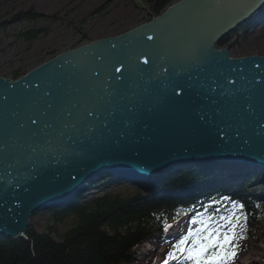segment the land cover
<instances>
[{"label": "water", "instance_id": "obj_1", "mask_svg": "<svg viewBox=\"0 0 264 264\" xmlns=\"http://www.w3.org/2000/svg\"><path fill=\"white\" fill-rule=\"evenodd\" d=\"M263 3L180 0L16 80L0 74V235L23 236L35 210L104 171L145 180L208 159L264 167V56L216 48Z\"/></svg>", "mask_w": 264, "mask_h": 264}, {"label": "trees", "instance_id": "obj_2", "mask_svg": "<svg viewBox=\"0 0 264 264\" xmlns=\"http://www.w3.org/2000/svg\"><path fill=\"white\" fill-rule=\"evenodd\" d=\"M174 1L145 0L148 6L146 15L150 17L148 22L161 15ZM43 17L31 11L13 16L11 22L30 24L25 28L27 30L18 34V38L30 42L40 34L48 33L49 27H41L39 24L32 26L30 23ZM6 23H0V30L4 29ZM262 28L264 30V25ZM234 33L239 36L238 31L231 32ZM231 34L219 42V47L228 44ZM81 39L84 41L87 37L83 35ZM11 74L15 80L25 73L17 69ZM191 168L185 178L180 173L172 181L165 179L155 182L157 186L148 196L139 190L132 196L108 190L68 211H49L51 223L67 225L63 232L58 234L51 227L47 232L30 228L26 238L0 237V264H133L136 249L160 231L170 213L203 208L204 202L211 196L227 195L231 200H236L243 206L250 227L254 229L261 226V211L248 199L249 193L246 190L251 179L264 181V173L248 178L240 185L241 193L232 194L231 189L238 182H220V177L227 176L225 173L221 176L216 174L214 165L200 164ZM185 185L186 188L183 187ZM228 185L231 189H227ZM250 264H264V259Z\"/></svg>", "mask_w": 264, "mask_h": 264}, {"label": "rangeland", "instance_id": "obj_3", "mask_svg": "<svg viewBox=\"0 0 264 264\" xmlns=\"http://www.w3.org/2000/svg\"><path fill=\"white\" fill-rule=\"evenodd\" d=\"M179 1L175 0L174 3ZM25 11L44 16V19L39 18L30 23L32 26H37V24L41 27L47 26L50 31L40 34L30 42L19 39L18 34L27 30L25 28H28L30 24L11 21L13 16ZM147 11L148 6L145 0H0V23L7 22L4 26L2 25L4 29L0 30V74L7 79L14 80L11 74L14 70L18 69L27 73L69 49L126 33L148 22L150 17L146 15ZM83 35L87 39L81 41ZM225 47L234 58L264 56V33L259 23L253 25L245 36H231ZM153 178L157 181L156 176ZM147 185L148 182L144 187ZM110 189L124 196H132L136 192L134 187L127 185L125 187L114 186ZM258 205L262 209V224L261 227L252 230L251 235H249L241 207L234 202L223 213L215 214H220L219 216L205 215L200 219L212 229L223 226L220 228L221 232H227L230 235L234 229L235 239L228 250L230 252L234 250L235 256L226 263L249 264L263 261L264 198L259 200ZM219 208L217 206L215 210ZM185 215H182L175 223L174 228L167 229L165 237L155 236L154 238L153 236L139 248L135 264H164V260L168 258V252L177 254L174 245L188 234L189 224L192 221V217ZM51 222L49 213L39 212L31 218L28 230L31 228L39 232H47L51 227L52 231L60 234L67 227L64 224L54 225ZM191 245L192 240L189 239L185 247ZM183 263V259H179L174 264Z\"/></svg>", "mask_w": 264, "mask_h": 264}, {"label": "snow or ice", "instance_id": "obj_4", "mask_svg": "<svg viewBox=\"0 0 264 264\" xmlns=\"http://www.w3.org/2000/svg\"><path fill=\"white\" fill-rule=\"evenodd\" d=\"M151 39V37H149ZM119 71V69H116ZM53 104L48 105V109H51ZM88 115L93 113L89 112ZM44 115L41 113L37 115L34 119L29 117V121L32 124H36L37 120L40 119V116ZM45 128L51 127V124L45 123ZM241 207H243L241 205ZM231 222V218H229ZM192 224H200L201 227L198 228H189L188 234L183 236L178 243L174 245L175 249L180 253L177 256L174 252H168L167 257L171 259H183L185 264H226V261L233 259L235 256V251H229L228 248L232 245L233 240L235 239L234 229L230 235L227 232H221L220 226L218 228L212 229L207 223L203 220H193ZM191 239L192 245L190 247H185L187 241ZM168 258L164 260V264H168Z\"/></svg>", "mask_w": 264, "mask_h": 264}, {"label": "bare ground", "instance_id": "obj_5", "mask_svg": "<svg viewBox=\"0 0 264 264\" xmlns=\"http://www.w3.org/2000/svg\"><path fill=\"white\" fill-rule=\"evenodd\" d=\"M262 8H264V5L262 7L260 6L258 11H260ZM216 48H218V47H216ZM27 73H25L23 76H25ZM194 165L196 166L197 164H194ZM186 166H188V165H186ZM243 166L246 167V168H252L253 167L252 164L246 163V162L243 164ZM80 202H82V198L81 197H79V202L77 203V205L80 204ZM70 208H72V206L71 207H67V208L66 207H60V209L58 211L59 212H64V211L69 210ZM41 209H50V206L45 207V208H41ZM41 209L35 210L36 212H34V214L32 215V217L35 216L37 214V212L40 211ZM2 236H4V235H0V237H2ZM24 236H25V234L23 236H19V237H16V236L15 237H13V236H7V237L8 238H13V239H19V238H22ZM155 250L157 251L158 249H155Z\"/></svg>", "mask_w": 264, "mask_h": 264}]
</instances>
